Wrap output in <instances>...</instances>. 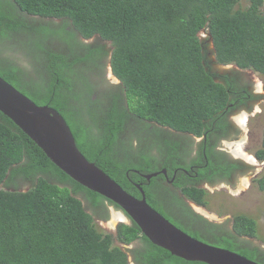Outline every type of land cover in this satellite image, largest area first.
Masks as SVG:
<instances>
[{"label":"trees","instance_id":"16d2710c","mask_svg":"<svg viewBox=\"0 0 264 264\" xmlns=\"http://www.w3.org/2000/svg\"><path fill=\"white\" fill-rule=\"evenodd\" d=\"M249 2L243 8L241 0H0V75L58 110L82 154L128 192L141 197L140 184L178 227L264 264V247L238 241L257 236L255 218L236 214L227 229L189 206L175 216L163 203L173 209L177 194L165 187L156 198L143 176L176 170L184 195L207 205L208 190L182 182L190 136L204 134L192 161L203 164L200 177L230 174L209 153L229 137L230 114L255 96L238 74L214 71L208 54L217 64L264 75V0ZM109 73L119 81L110 82ZM256 155L264 159V136ZM256 181L264 191V174ZM151 184L164 186L158 178ZM110 207L120 209L71 178L0 111V264H208L154 244L133 220L114 232L100 228L97 218L107 220Z\"/></svg>","mask_w":264,"mask_h":264},{"label":"water","instance_id":"95a60500","mask_svg":"<svg viewBox=\"0 0 264 264\" xmlns=\"http://www.w3.org/2000/svg\"><path fill=\"white\" fill-rule=\"evenodd\" d=\"M0 111L28 134L51 161L71 178L120 206V209H113L112 226L117 227L120 222L130 224L133 220L154 244L188 260L208 264H263L238 251L195 237L178 227L148 202L139 184L141 197L128 192L82 154L70 127L58 110L37 104L1 75ZM161 172L167 173L164 169L143 176L149 180Z\"/></svg>","mask_w":264,"mask_h":264},{"label":"rangeland","instance_id":"374dc122","mask_svg":"<svg viewBox=\"0 0 264 264\" xmlns=\"http://www.w3.org/2000/svg\"><path fill=\"white\" fill-rule=\"evenodd\" d=\"M249 3V0H241L240 4L244 8ZM262 10L264 11V6H262ZM201 38L207 40L209 48L212 50L213 44L206 30L201 32ZM95 40L96 38H93L87 42H94ZM208 58L214 71L221 74H238L243 80V84L247 83L251 87V92H254L255 97L249 101L248 106L241 105L235 111L237 115L246 113V124L242 126L241 131L239 130L234 135H229V137L222 139L226 147L220 145L225 151L236 155L237 158L239 155L245 154L251 158L262 147L264 136V75L253 69L217 64L215 63L213 52L208 54ZM109 81L118 82L112 73H109ZM200 139L198 137L197 140ZM252 160L250 161L252 166H247L246 169L236 172L232 179L216 186H211L208 190L207 205H199L192 201L191 204L198 213L209 217L213 222L228 225L230 228L233 227V218L236 214L242 213L255 218L258 221V233L256 237L249 239L255 245L264 247V191L258 187L256 181L257 178L264 174V159ZM28 186L27 184H22L20 188L29 189ZM113 209L116 210L115 207H110V217L107 220L97 218L98 226L111 232L116 230V227L110 223L113 220ZM135 244H123V248L130 249Z\"/></svg>","mask_w":264,"mask_h":264},{"label":"flooded vegetation","instance_id":"af4514ba","mask_svg":"<svg viewBox=\"0 0 264 264\" xmlns=\"http://www.w3.org/2000/svg\"><path fill=\"white\" fill-rule=\"evenodd\" d=\"M247 87H249V89L251 91V87L249 85ZM252 93L254 94V92H252ZM239 115H240V113H239ZM239 115L235 114V116H236L235 117L234 114H232V115L230 114V117H229L230 120H228L230 122V124L226 129V130H228L227 135H234L239 130L240 131L242 130V126L245 125V123L239 117ZM217 132H219L220 135L221 134L223 135L225 130H219ZM184 136L185 135L183 134V135L178 136V138L180 140H182V139H184ZM190 138H192L194 140V145L188 148V153L191 152L192 156L187 157V161L185 163L186 168H183V170L187 174L188 178H186V180H182V182H188L190 185L195 184L197 187L205 188L206 190H209L211 186H216L218 184H221L222 182H226L229 179H232L235 176L236 172H239L241 170L246 169L247 166H252V164H250V161L252 160L251 158L247 157L246 154L242 155V156L239 155L237 158L236 155H233L232 153L225 151L223 148H221L220 145L226 147L225 144L221 141V143L218 144L214 148V150H211V152L209 154L211 155V159L213 161H219L220 163L227 164L228 168H230V174H226V173L223 174L222 173L219 175L220 176L219 178H212L211 180L207 179L206 176L204 178H201L199 171H200L201 167L203 166V164L193 163L192 161L194 158H196L198 156L200 142H202L203 140H206V134L202 135V137H199V138H201L200 140H197L198 137H195L193 135H191ZM222 138H223V136H222ZM204 150H206V153H207L206 147L204 148ZM254 155L257 156L256 152L254 153ZM207 157H208V155H206L204 159L206 160ZM206 164H208V163L206 162ZM164 169L167 171L166 174L161 172L158 175L152 177L151 179H149V180L147 179L145 181V183L148 184L149 188H150L148 190V192L154 194L156 196V198L158 197V195L161 196V194H165L167 192L165 187H167L173 193L177 194L178 199H176L175 203H172L174 208L171 209V207L167 203H163V204H165V206L163 208L165 210L171 212V214H174L175 216H181L180 211L183 209V205L189 206L191 208V210L193 212H195V214H200L207 222L216 223V222H213L212 220H210L209 217L195 211V207L191 204V201L192 202H195V201L188 198L186 195H184V193L181 191L180 186L175 182L176 177H177V171L176 170H174V172L172 171V173H171L172 175L169 174V171L166 168L161 167L158 171H162ZM210 169H211V167H210ZM208 172H211V170H209ZM154 178H158V180L160 182H162V184H164L163 188L160 185H159L160 186L159 187V186L151 184ZM142 183H144V182H142ZM137 186H138V184H137ZM144 191H145V189H144ZM139 192H141V191H139ZM145 193H146V191H145ZM179 199L182 201L181 203H180ZM196 204H198V203H196ZM182 221L186 222V221H188V219L184 217V219ZM189 223H190V225H193L195 228H198L199 230H203V231L205 230V228H204L205 226L203 225L202 222H199V223L189 222ZM223 226H224V228L231 229L228 225H223ZM238 241L245 243L247 246H249L251 248H253V246H254V243H252L250 241V239L247 237H241V238H239ZM123 247H124V245H123Z\"/></svg>","mask_w":264,"mask_h":264},{"label":"clouds","instance_id":"9594fccd","mask_svg":"<svg viewBox=\"0 0 264 264\" xmlns=\"http://www.w3.org/2000/svg\"><path fill=\"white\" fill-rule=\"evenodd\" d=\"M114 78H115V80L116 81H118L117 80V78L114 76ZM242 114H244V113H242ZM237 115V114H236ZM235 116V115H234ZM236 117V116H235ZM239 117L243 120V122L246 124V120H244L243 118H242V116H241V114L239 115ZM251 159H253V161H256V160H258L259 158L257 157V156H255V155H252V157H251ZM260 160V159H259Z\"/></svg>","mask_w":264,"mask_h":264},{"label":"bare ground","instance_id":"6f19581e","mask_svg":"<svg viewBox=\"0 0 264 264\" xmlns=\"http://www.w3.org/2000/svg\"><path fill=\"white\" fill-rule=\"evenodd\" d=\"M241 116H242V118H243L244 120H246V118H247L246 113L242 114ZM248 159H249V158H248Z\"/></svg>","mask_w":264,"mask_h":264}]
</instances>
